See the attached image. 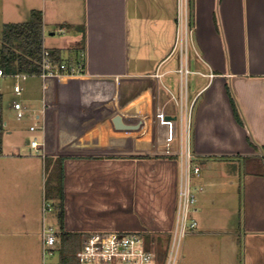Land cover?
<instances>
[{"label": "crops", "instance_id": "0c3cea01", "mask_svg": "<svg viewBox=\"0 0 264 264\" xmlns=\"http://www.w3.org/2000/svg\"><path fill=\"white\" fill-rule=\"evenodd\" d=\"M178 1L0 0V28L40 11L43 47L84 64L81 76L19 82L24 105L10 101L8 108L21 104L31 122L23 137L43 146L38 154L30 142L6 144L5 131L0 234L15 232L18 223L28 236V179L40 176V157L49 170L62 166L56 208L64 232L134 231L150 243L153 234L154 247L165 250L177 199L183 94L186 108L193 104L192 148L201 166L193 179L200 190L197 228L183 250L187 264H264V0H191L189 66L197 79L187 81L185 93L177 73ZM54 27L74 34L48 49ZM72 45L74 55L63 58ZM35 123L43 129L30 132Z\"/></svg>", "mask_w": 264, "mask_h": 264}, {"label": "built area", "instance_id": "2783aa9c", "mask_svg": "<svg viewBox=\"0 0 264 264\" xmlns=\"http://www.w3.org/2000/svg\"><path fill=\"white\" fill-rule=\"evenodd\" d=\"M178 23H179V44H180V64L177 73L180 76V84L185 93L187 82L186 79L192 71L189 66V40L191 38V30L188 24L189 0L178 1ZM40 72L35 75L41 80L55 78L60 75L81 76L84 74V64L82 60L74 64L65 62L56 63L50 58L48 51H43L42 60L40 62ZM11 77L15 79L13 84V94L16 97L21 96L22 87L19 82L25 81L29 76L26 74L5 75L0 69V79ZM184 82V88H183ZM180 143L177 152V160L179 166V179L177 189V199L175 206L173 227L168 239H171V253L178 245L180 238L189 232H193L197 227L195 215L197 208V192L200 188L193 185V179L199 177L201 166L197 162L192 148V112L193 104L186 108V98L180 95ZM13 109L16 112V119L20 120L24 116V109L18 102H13ZM39 121V117H34ZM43 129L41 124L37 123L29 127L30 132L36 129ZM43 143H39L36 139L30 141V148L35 153L41 154ZM50 205L43 206V213L50 212ZM41 251L44 258L51 257L55 253L58 256L57 264H162L163 258H160L156 250L146 244L145 236L140 232H96L88 233L81 236L78 250L73 254L71 259L64 262L60 260L61 242L57 232L51 226L42 227L41 232ZM167 249V247H166ZM165 249V250H166ZM171 253L168 256L167 264H171Z\"/></svg>", "mask_w": 264, "mask_h": 264}, {"label": "rangeland", "instance_id": "374dc122", "mask_svg": "<svg viewBox=\"0 0 264 264\" xmlns=\"http://www.w3.org/2000/svg\"><path fill=\"white\" fill-rule=\"evenodd\" d=\"M3 27V26H2ZM55 33L54 37H52L50 40L51 42H48L46 44V48L51 49L52 47H56V45L60 44L63 40H65L67 37H70V35H73V32H69V30L65 29L63 32V35L61 32H59L57 27H54L52 29ZM1 32L2 28H0V47H1ZM71 33V34H70ZM46 38L48 37V31H46ZM68 39V38H67ZM190 48V46H189ZM75 47L72 45L71 48H68L67 51L64 50L62 52V56L64 58L66 57H72L75 52ZM188 57L189 60L192 58H195L194 55H191V50L188 51ZM196 78V76H188L187 81H190L191 79ZM15 83V79L11 77H4L0 79V93L3 92L4 94V113L3 117L4 120L7 122V130L11 131V134L9 136L5 135V141L6 144L10 143H24V144H29L31 138L33 137L31 134H29V138H24V131L28 129L29 123H31L27 117V115L24 113V116L22 119L17 120L16 119V114L15 111L12 108H8V105L10 104V101H22V104L24 101L21 99V97H15L12 95L13 92V84ZM183 88H184V82H183ZM178 89V88H177ZM175 95H177V91H175ZM177 98V96H176ZM26 104V102H25ZM24 105V104H23ZM26 104V108H28ZM39 105V106H38ZM37 108H40V104L37 103ZM178 111V109H177ZM46 131V129H45ZM48 133V129L46 131ZM48 140V138H46ZM36 161L35 164H37V171H38V176L35 181L30 178L28 179V184L32 183L31 187H28L27 189L29 192L32 194L30 195L31 197V204H32V210L31 211V219L29 216H27L28 219V226L29 228V234L27 237L23 236L22 233L23 231H26V229H22V225L18 224L13 228V231H7L4 230L2 234H0V264H42L43 258H42V251H41V244H42V239H41V232H42V225L45 226H51L54 228V230L57 233H60L59 228L60 225L58 223L56 214L57 212V201L56 200H49L46 199V195L50 194L53 191L52 184H54V180L51 176V173L49 170V162L46 163L45 165V160H43L42 164V159L39 157L38 159L34 160ZM60 166V162L58 163ZM62 167V166H61ZM57 169V166H56ZM55 169V170H56ZM57 175L55 174V177ZM52 184L50 185V183ZM50 205L52 210L50 212H45L43 213V206L44 205ZM29 215V213H27ZM21 216V213H20ZM197 228V227H196ZM195 228V230H196ZM194 230V231H195ZM16 233V234H15ZM192 233L189 232L183 237L180 238V241L178 245L175 247L174 251H171V239L168 244H166V251H160V248H155L154 245L156 244L155 242V235L151 234V246L156 250H159V258L160 261L162 260L163 256V261L162 264H167L168 262V256L171 253V258L172 261H170L171 264H187L188 261L186 259V249L185 251L184 248L186 247L187 241ZM170 237V235H169ZM80 241H79V235H74L70 240H67V244L63 245V249H66L67 251H71L72 253H75L78 248ZM44 263L45 264H57L58 263V256L55 253L51 257H45L44 258Z\"/></svg>", "mask_w": 264, "mask_h": 264}, {"label": "trees", "instance_id": "16d2710c", "mask_svg": "<svg viewBox=\"0 0 264 264\" xmlns=\"http://www.w3.org/2000/svg\"><path fill=\"white\" fill-rule=\"evenodd\" d=\"M189 27H191V0H189ZM42 13L40 11H32L29 19L23 23L4 24L1 32V47H0V69L5 75L26 74L28 76L37 75L40 72V62L42 60L43 51H47L43 47V30H42ZM53 62L74 64L75 62L64 61L60 58V52L57 50L48 51ZM227 96L232 108L233 116L236 123L243 125L238 109L236 107L233 96L228 88H226ZM5 134L3 120V99L0 94V154L2 153V141ZM251 146H254L248 141ZM57 166V169H56ZM56 169V170H55ZM55 174L57 175L55 177ZM53 191L46 195V199L58 200L61 197V166L54 165L51 170ZM60 207V206H59ZM57 220L60 225L61 214L57 215ZM60 233H57L61 242L60 260L64 262L71 259L73 254L71 251L63 249V245L67 244V240L74 235L63 231L59 228ZM81 235H79V241ZM79 245V243H78Z\"/></svg>", "mask_w": 264, "mask_h": 264}, {"label": "water", "instance_id": "95a60500", "mask_svg": "<svg viewBox=\"0 0 264 264\" xmlns=\"http://www.w3.org/2000/svg\"><path fill=\"white\" fill-rule=\"evenodd\" d=\"M146 244L149 245V239H146Z\"/></svg>", "mask_w": 264, "mask_h": 264}]
</instances>
